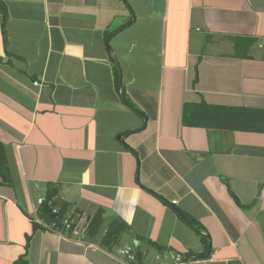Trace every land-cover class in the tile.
Listing matches in <instances>:
<instances>
[{
  "label": "crops",
  "instance_id": "0c3cea01",
  "mask_svg": "<svg viewBox=\"0 0 264 264\" xmlns=\"http://www.w3.org/2000/svg\"><path fill=\"white\" fill-rule=\"evenodd\" d=\"M0 58L13 182L0 186V264H264V134L182 115L201 102L264 110V0H0ZM51 185L86 219L83 239L32 230ZM117 219L128 229L105 247Z\"/></svg>",
  "mask_w": 264,
  "mask_h": 264
},
{
  "label": "trees",
  "instance_id": "16d2710c",
  "mask_svg": "<svg viewBox=\"0 0 264 264\" xmlns=\"http://www.w3.org/2000/svg\"><path fill=\"white\" fill-rule=\"evenodd\" d=\"M2 37H3V47L5 54L9 57H14L7 50L8 42L4 25L1 28ZM237 53L239 52V43H237ZM1 60V58H0ZM116 81L118 84L119 80V68L113 67ZM183 123L190 127L204 128V129H218L227 127L225 123L232 119L234 124L230 129L233 131L239 132H249V133H262L264 134V110L248 109V108H235V107H225L217 105H207L203 102L199 104H185L182 110ZM0 186L13 187V182L10 174V169L8 165L7 155L5 151V146L0 140ZM58 187L51 185L48 191L45 194V199L47 202L41 204L38 207L37 215L38 218L51 225L53 223H58V220L66 215V205L63 204L59 207L58 214H52L51 207L48 202L52 201L53 206L56 204L53 202L54 198L58 195ZM180 213V212H179ZM72 216V215H69ZM100 216V213L95 214V219ZM182 219H187L190 223L193 224L195 229L202 231L203 229L192 220L190 217L184 216L180 213ZM94 219V222H95ZM90 226L89 233H92L95 223ZM128 229V226L125 222L120 219L113 220L107 230L103 239V245L105 247H110L113 244L117 243L120 238L121 233ZM32 230H45L41 225L33 223ZM47 231V230H46ZM51 232L64 233L61 230V226H57ZM201 240L204 244L208 245V239L201 237ZM136 260L138 261L141 258L140 253H135ZM187 258V256H185ZM14 264H25L24 258H19Z\"/></svg>",
  "mask_w": 264,
  "mask_h": 264
},
{
  "label": "built area",
  "instance_id": "2783aa9c",
  "mask_svg": "<svg viewBox=\"0 0 264 264\" xmlns=\"http://www.w3.org/2000/svg\"><path fill=\"white\" fill-rule=\"evenodd\" d=\"M34 85H37V82H34ZM45 202H47L45 198H38L37 200L39 206ZM174 203L176 202H173V204ZM48 204L51 207L52 214H58L59 209L57 206H53L52 201H49ZM85 220L86 219H84L83 214L75 213L74 216H69L66 214L58 220V223H53L51 225L42 222L40 219H36V222L47 231H52L56 225H59L61 226L62 232L70 233L74 238L83 239L85 237L83 233ZM117 254L121 259L128 263H133L136 261L135 252L130 247L118 248ZM189 262L188 259L185 258V256L181 253H158L151 264H189ZM205 264H209V262L207 261Z\"/></svg>",
  "mask_w": 264,
  "mask_h": 264
},
{
  "label": "water",
  "instance_id": "95a60500",
  "mask_svg": "<svg viewBox=\"0 0 264 264\" xmlns=\"http://www.w3.org/2000/svg\"><path fill=\"white\" fill-rule=\"evenodd\" d=\"M108 53H109V57H110V60L112 62V64L115 66V67H119L118 64L115 62V60L112 58V55L110 53V51L108 50ZM121 80L119 81V92L121 94ZM176 210V209H175ZM177 213H179L177 210H176ZM180 214V213H179ZM183 221L191 228H193L195 230V232H197L199 235L203 236V237H206L203 233H201L198 229H195L193 224L190 223L187 219H183ZM210 249V248H209ZM188 259V262L191 261V260H201L203 259L202 256H190Z\"/></svg>",
  "mask_w": 264,
  "mask_h": 264
},
{
  "label": "rangeland",
  "instance_id": "374dc122",
  "mask_svg": "<svg viewBox=\"0 0 264 264\" xmlns=\"http://www.w3.org/2000/svg\"><path fill=\"white\" fill-rule=\"evenodd\" d=\"M155 48L157 49V47H155L154 45H152V46L150 47V56H149V59H150L152 65L157 69L158 64H157L156 62H157L158 54L154 51ZM145 56H146V55H145ZM119 73H120V72H119ZM157 76H158V71L154 72V77H155L154 79H156V80H155V83L157 82ZM113 250L115 251V247H114Z\"/></svg>",
  "mask_w": 264,
  "mask_h": 264
}]
</instances>
